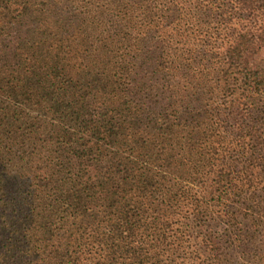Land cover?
I'll list each match as a JSON object with an SVG mask.
<instances>
[{
    "label": "trees",
    "instance_id": "obj_1",
    "mask_svg": "<svg viewBox=\"0 0 264 264\" xmlns=\"http://www.w3.org/2000/svg\"><path fill=\"white\" fill-rule=\"evenodd\" d=\"M264 0H0V264H264Z\"/></svg>",
    "mask_w": 264,
    "mask_h": 264
},
{
    "label": "rangeland",
    "instance_id": "obj_2",
    "mask_svg": "<svg viewBox=\"0 0 264 264\" xmlns=\"http://www.w3.org/2000/svg\"><path fill=\"white\" fill-rule=\"evenodd\" d=\"M258 58V60L264 59V50H262Z\"/></svg>",
    "mask_w": 264,
    "mask_h": 264
}]
</instances>
